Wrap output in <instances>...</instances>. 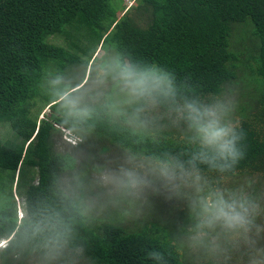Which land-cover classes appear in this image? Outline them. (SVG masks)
<instances>
[{
	"label": "trees",
	"instance_id": "16d2710c",
	"mask_svg": "<svg viewBox=\"0 0 264 264\" xmlns=\"http://www.w3.org/2000/svg\"><path fill=\"white\" fill-rule=\"evenodd\" d=\"M135 1L134 12H123L121 0H0V127L7 130L3 138L0 129V238L12 240L0 252V264H40V254L32 250L43 243L52 226L70 229L68 249L73 255L75 249L84 248L79 264H152L145 258L151 248L165 252L169 264H184L166 226L152 222L149 227L130 230L113 221L92 223L80 198L59 186L60 174L72 166L73 159L51 150L54 124L94 132L156 164L171 157L187 162L193 151L187 137L164 129L163 120L158 118L146 127L148 122L141 120L144 115L134 118L131 110L139 106L135 104H129L124 113L105 99L91 105L89 120L73 127L56 103L81 88H77L80 82L61 81L56 89L49 82L68 76L75 65L91 63L97 47L171 71L177 78L178 99L217 95L227 84L247 87L246 98L258 100L260 106L252 108L240 123L246 133L242 142L245 157L236 173L264 176V133L258 129L264 123V0ZM244 20L250 22L258 41L252 62L246 58L237 70L230 29L233 22ZM59 36L66 41L52 40ZM236 70L250 73L240 76ZM43 103L53 110L50 120L38 119ZM157 107L172 111L170 104ZM185 167L196 177L187 163ZM196 167L198 175L208 178L211 173L234 175L210 171L198 163ZM35 172L37 181L33 183ZM254 185L251 194L256 193ZM14 186L15 193L24 189L23 225L17 219ZM37 224L44 232L33 240L30 230Z\"/></svg>",
	"mask_w": 264,
	"mask_h": 264
},
{
	"label": "clouds",
	"instance_id": "9594fccd",
	"mask_svg": "<svg viewBox=\"0 0 264 264\" xmlns=\"http://www.w3.org/2000/svg\"><path fill=\"white\" fill-rule=\"evenodd\" d=\"M100 76L101 83L111 78L127 97L128 104L139 105L134 109V118H140L146 108L160 104L172 105L177 121L183 123L188 141L193 146L187 162L171 157L159 162L152 169L151 175L142 172L131 159H126L125 164L130 165L127 167L122 164L115 170L100 168L98 181L109 189V194L116 198L118 204L124 206L121 211L123 219L135 218L137 202L146 199L145 194L149 191L153 195H160L163 189L170 193L166 200L171 201L173 196H182L183 189L192 187L186 179L191 174L185 163L195 171L197 179V163L207 166L210 171L237 174V166L245 157L242 142L246 133L240 121L234 118L238 107L234 89L226 98L216 95L204 98L184 95L178 99L174 73L154 63L133 60L119 51L101 66ZM49 83L56 89L61 83V77L57 76ZM62 107L65 118L73 122V127L83 125L92 115L91 109L78 96L64 97ZM184 198L188 197L184 195ZM197 203L198 222L194 228L189 229L190 248H205L210 255L223 254L225 261L231 259L229 249L222 248L214 240L206 243L209 233L218 230L225 234L232 245L231 251H238L241 247L248 249L247 264H264V247H258L261 233H264V225L259 222L264 216V204L248 193L226 198L223 192L210 193ZM192 210L190 203L189 211ZM17 219L23 225L19 214ZM43 232L44 229L37 224L31 228L30 238L35 240ZM69 238L70 229L58 230L52 226L43 243L37 244L32 251L40 254V264H54L60 260H65L67 264H78V260L83 258L84 248L75 249L73 255L68 249ZM11 243L12 240H0V252L8 249ZM145 258L152 264H169L165 252L156 248L146 250Z\"/></svg>",
	"mask_w": 264,
	"mask_h": 264
},
{
	"label": "rangeland",
	"instance_id": "374dc122",
	"mask_svg": "<svg viewBox=\"0 0 264 264\" xmlns=\"http://www.w3.org/2000/svg\"><path fill=\"white\" fill-rule=\"evenodd\" d=\"M124 7V11L127 9H133L136 5L135 0H121ZM120 13V14H123ZM132 12H134L132 10ZM139 15V12H136ZM230 49L237 56L236 63L238 64L237 70H240L246 61L252 62L251 56H255V46L257 44V38L252 32V26L249 21L244 20L242 22H233L230 29ZM57 43H64L66 40L63 36L52 38ZM115 55L113 50H104L97 47L93 53L91 63L87 65H75L72 70L69 71V75L61 77V81L64 83L70 82L72 84L80 82L77 90L71 95L65 97L78 96L81 98L82 103L89 108L91 105L95 106L105 99H109L112 106L118 111L126 112L129 109L127 107V97L120 91V89L113 83L111 78H108L101 83L100 68L111 60ZM247 62V61H246ZM245 62V63H246ZM236 70V71H237ZM238 75L247 77L249 71L246 74H242L237 71ZM82 78V80H81ZM81 80V81H80ZM249 87V84H248ZM232 89L235 90L236 99L238 101V107L234 113V118L239 120L240 123L245 119L246 114L252 110V108L258 109L260 103L246 98L249 89L243 87L240 84H227L221 93L216 96L226 98L232 94ZM250 91H254V88H250ZM245 93V94H242ZM208 96V95H207ZM259 103V104H258ZM58 107H62L61 101L56 103ZM56 106V105H55ZM56 107V108H58ZM244 107H246L244 109ZM92 108V107H91ZM90 108V109H91ZM41 112L38 114V119L50 120V113L53 111L49 105L43 103L40 108ZM114 111L115 116H118ZM132 113L134 112L131 110ZM142 123H146V127H150L149 122H153L158 118L163 120V126L165 130L170 132L180 133V137H187V131L183 124L177 121L176 115L173 111L165 112L156 107H149L141 113ZM131 121V117H129ZM259 124V123H258ZM256 124V125H258ZM55 128L50 133V147L55 153H67L73 159L72 166L59 176V186L70 196L80 198V202L83 206V211L86 216L92 219V223H103L105 221H113L121 224L126 229H138L140 226H151L152 222L157 225H164L168 228V231L172 233L174 241L178 244L179 250L182 255L184 264H247L248 249L241 247L238 251H231L232 245L227 241L224 233L220 231H212L209 233L206 243H211L213 240L219 244L222 248L229 249L231 259L225 261L223 254L210 255L205 248H197L193 250L189 247V229L194 228L197 221V201L210 193L223 192L226 198H231L233 195H239L241 193H248L254 196L259 202L264 204V176L257 173H240L232 176H217L210 174V178L207 176H200L197 179L194 175L186 177L188 183L192 185L190 188L182 190L183 195L180 197L173 196L171 201L166 200V197L170 193L164 192L161 189L160 195H153L151 191L147 192L146 199H142L137 202V211L135 218L131 220H125L121 216V211L124 206L116 202V198L109 194V189L102 186L98 181V171L100 168L115 170L122 164L126 165V159H131L133 163L139 166L142 172H147L151 175L152 169L157 165L146 158L139 157L131 154L128 150L116 146L112 142H109L100 135L94 132L82 131L80 129L72 130L54 124ZM140 127V124H136ZM262 133H264V123L259 124ZM2 137H7L6 127L1 126ZM17 177V175H16ZM78 177V179H74ZM33 183L37 181V174L34 173ZM209 182L212 186L209 187ZM257 182L261 183L259 186ZM159 184V181H156ZM256 184V185H254ZM208 185V186H207ZM254 185L255 194H251V189ZM229 187L231 191H229ZM13 198L16 203L17 216L22 218L25 214L24 211V189L20 193H15V186L13 187ZM199 189V190H198ZM184 195L188 198L185 199ZM3 194H0V202L2 201ZM192 205V211H189V204ZM259 222L264 225V216H262ZM0 240L7 241V239L0 238ZM258 247H264V233L258 241ZM37 261H35L36 263ZM81 262H78V264ZM36 264H39L36 263ZM85 264H87L85 262Z\"/></svg>",
	"mask_w": 264,
	"mask_h": 264
}]
</instances>
